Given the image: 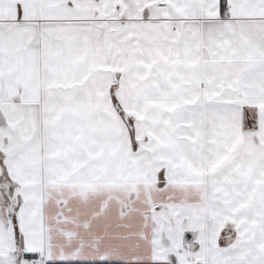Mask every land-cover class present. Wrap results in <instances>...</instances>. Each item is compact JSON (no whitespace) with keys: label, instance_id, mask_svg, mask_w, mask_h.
<instances>
[{"label":"snow or ice","instance_id":"1","mask_svg":"<svg viewBox=\"0 0 264 264\" xmlns=\"http://www.w3.org/2000/svg\"><path fill=\"white\" fill-rule=\"evenodd\" d=\"M0 264H264V0H0Z\"/></svg>","mask_w":264,"mask_h":264}]
</instances>
